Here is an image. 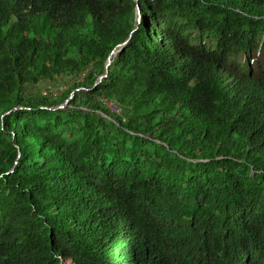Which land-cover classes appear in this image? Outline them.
I'll list each match as a JSON object with an SVG mask.
<instances>
[{
	"label": "trees",
	"instance_id": "obj_1",
	"mask_svg": "<svg viewBox=\"0 0 264 264\" xmlns=\"http://www.w3.org/2000/svg\"><path fill=\"white\" fill-rule=\"evenodd\" d=\"M0 264H264V0H0Z\"/></svg>",
	"mask_w": 264,
	"mask_h": 264
},
{
	"label": "water",
	"instance_id": "obj_2",
	"mask_svg": "<svg viewBox=\"0 0 264 264\" xmlns=\"http://www.w3.org/2000/svg\"><path fill=\"white\" fill-rule=\"evenodd\" d=\"M135 13H137L136 20H137V22H138V21H139V13H138V9H137V8H136ZM126 41H127V39H125L123 42L117 44V45H116V46L110 51V53H109V55L107 56L106 61H105V65H104V68H105V69H104V72H103L101 75H99V76L97 77L96 82H98L102 77H104V76L106 75V73H107V66H108V64H109V62H110L111 56L113 55V53H114L115 51L120 50V49L122 48V46L125 44ZM72 92H73V91H72ZM72 92L70 93V95H69L68 98H70V96L72 95ZM65 102H66V100H65L61 105H57L55 108H60L61 106L64 105Z\"/></svg>",
	"mask_w": 264,
	"mask_h": 264
},
{
	"label": "rangeland",
	"instance_id": "obj_3",
	"mask_svg": "<svg viewBox=\"0 0 264 264\" xmlns=\"http://www.w3.org/2000/svg\"><path fill=\"white\" fill-rule=\"evenodd\" d=\"M134 1H136V0H134ZM136 16H137V13H135V21H137V20H136ZM116 52H117V51H115V52L113 53L112 56H114ZM112 56H111V57H112ZM243 58H244L243 56H238V60H239L240 62L243 61ZM100 75H101V74H100ZM61 87H65V85H58L57 88H58V89H61ZM76 90H78V88H77V89H74L73 91H76ZM65 100L67 101L68 98L65 99ZM65 100H64V101H65ZM64 104H65V103H64ZM107 105H108V107H109L110 109H112V108H111V107H112V106H111V103H108ZM115 112L118 113V112H119V108H118Z\"/></svg>",
	"mask_w": 264,
	"mask_h": 264
},
{
	"label": "built area",
	"instance_id": "obj_4",
	"mask_svg": "<svg viewBox=\"0 0 264 264\" xmlns=\"http://www.w3.org/2000/svg\"><path fill=\"white\" fill-rule=\"evenodd\" d=\"M111 106H112V107H111V108H112L111 110H114V111H116V110L118 109V107H117V106H115V105H112V104H111Z\"/></svg>",
	"mask_w": 264,
	"mask_h": 264
},
{
	"label": "clouds",
	"instance_id": "obj_5",
	"mask_svg": "<svg viewBox=\"0 0 264 264\" xmlns=\"http://www.w3.org/2000/svg\"><path fill=\"white\" fill-rule=\"evenodd\" d=\"M252 62V60L251 59H249V63H251Z\"/></svg>",
	"mask_w": 264,
	"mask_h": 264
}]
</instances>
